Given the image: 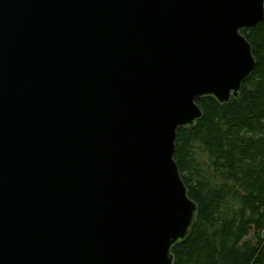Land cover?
Listing matches in <instances>:
<instances>
[{"label": "water", "instance_id": "water-1", "mask_svg": "<svg viewBox=\"0 0 264 264\" xmlns=\"http://www.w3.org/2000/svg\"><path fill=\"white\" fill-rule=\"evenodd\" d=\"M264 0H0V264H174L196 103L238 99Z\"/></svg>", "mask_w": 264, "mask_h": 264}, {"label": "trees", "instance_id": "trees-1", "mask_svg": "<svg viewBox=\"0 0 264 264\" xmlns=\"http://www.w3.org/2000/svg\"><path fill=\"white\" fill-rule=\"evenodd\" d=\"M241 33L256 65L239 98H198L202 119L177 131L174 158L199 216L174 264H264V20Z\"/></svg>", "mask_w": 264, "mask_h": 264}, {"label": "rangeland", "instance_id": "rangeland-1", "mask_svg": "<svg viewBox=\"0 0 264 264\" xmlns=\"http://www.w3.org/2000/svg\"><path fill=\"white\" fill-rule=\"evenodd\" d=\"M200 153H201V151L199 150V149H197ZM200 158L202 159V160H207V156H206V154H200ZM251 236H253V234H251Z\"/></svg>", "mask_w": 264, "mask_h": 264}]
</instances>
